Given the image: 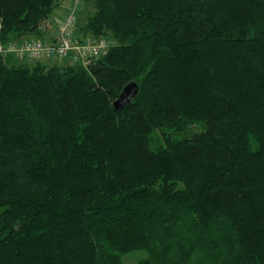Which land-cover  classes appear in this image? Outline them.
Masks as SVG:
<instances>
[{
    "label": "trees",
    "instance_id": "1",
    "mask_svg": "<svg viewBox=\"0 0 264 264\" xmlns=\"http://www.w3.org/2000/svg\"><path fill=\"white\" fill-rule=\"evenodd\" d=\"M59 2L0 0V45ZM81 4L91 66L0 54V264H264V0Z\"/></svg>",
    "mask_w": 264,
    "mask_h": 264
},
{
    "label": "built area",
    "instance_id": "2",
    "mask_svg": "<svg viewBox=\"0 0 264 264\" xmlns=\"http://www.w3.org/2000/svg\"><path fill=\"white\" fill-rule=\"evenodd\" d=\"M76 24L77 16L75 11H72L57 23L56 31L59 39L56 43L25 40L23 42H8L0 45V54L19 61H37L53 57L73 58L75 63H82L86 67L91 66L96 58L104 55L101 46L106 43L102 39L94 38L90 39L88 44L81 46L75 34Z\"/></svg>",
    "mask_w": 264,
    "mask_h": 264
},
{
    "label": "rangeland",
    "instance_id": "3",
    "mask_svg": "<svg viewBox=\"0 0 264 264\" xmlns=\"http://www.w3.org/2000/svg\"><path fill=\"white\" fill-rule=\"evenodd\" d=\"M82 6L83 5L81 4V0H60L57 9L50 16V18L43 21L39 26V31L41 32L40 33L41 35L50 33V35L54 36V39L48 38V40H47V38L45 37V40H42L41 38L38 37V34L32 33V34L28 35L26 38L23 37V38H19V39H13V40H10L8 42H23L25 40V41H34V42L35 41H42L44 43H56L59 39V36L57 34V31H56L57 30L56 29L57 23L59 21L63 20L65 17H67L70 12L75 11V13H76V16H77L76 27L78 25H80V26L82 25L83 27L86 25L88 15H90L93 11L91 8H87V7L83 8ZM79 12H81V13L79 14ZM78 14H79V16H78ZM79 20H81V21H79ZM79 35H82V34H79ZM76 38H78L77 35H76ZM90 39L91 38L86 39L85 41H82V42L79 39V42L81 43V46H82V45L88 44L90 42ZM99 39L104 40V42L106 43V45L101 46L103 49L104 55H106L108 50L111 48L112 44H114V41L110 40L108 37H100ZM2 44H6V43H2ZM76 55H77V53H76ZM104 55H101L100 57H102ZM74 56H75V53H74ZM4 58L6 60H8V62H10L11 65H17V64L23 65V64H25L24 62H40L41 61V60L19 61L15 58H7V57H4ZM53 58H56V57H53ZM98 58H96L94 61H96ZM45 59H50V58H45ZM65 59H69L68 60L69 62L68 63H58L57 62L56 64L65 66V65H70L71 63H75L73 58H65ZM80 64H82V63H80ZM25 65H27V64H25ZM29 66H34V64H31ZM50 66H53V65H50ZM84 67H86V66H84ZM193 130L196 131L197 129L193 128ZM145 256L146 255L144 252L131 253L124 258V264H136L141 258H143Z\"/></svg>",
    "mask_w": 264,
    "mask_h": 264
},
{
    "label": "water",
    "instance_id": "4",
    "mask_svg": "<svg viewBox=\"0 0 264 264\" xmlns=\"http://www.w3.org/2000/svg\"><path fill=\"white\" fill-rule=\"evenodd\" d=\"M138 91L139 89L136 83L128 85L120 95V98L114 103L116 109H121L125 105L130 104L131 101L137 96Z\"/></svg>",
    "mask_w": 264,
    "mask_h": 264
},
{
    "label": "crops",
    "instance_id": "5",
    "mask_svg": "<svg viewBox=\"0 0 264 264\" xmlns=\"http://www.w3.org/2000/svg\"><path fill=\"white\" fill-rule=\"evenodd\" d=\"M38 37L41 38L42 40H45V37L47 38H51V39H54V36L53 35H50V33H47V34H38ZM26 38V37H24ZM69 59H60V58H50V59H44V60H41L40 62H24L25 64L27 65H31V64H37V63H40V64H43V65H55L57 62L58 63H68ZM55 63V64H54Z\"/></svg>",
    "mask_w": 264,
    "mask_h": 264
}]
</instances>
